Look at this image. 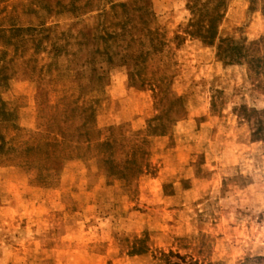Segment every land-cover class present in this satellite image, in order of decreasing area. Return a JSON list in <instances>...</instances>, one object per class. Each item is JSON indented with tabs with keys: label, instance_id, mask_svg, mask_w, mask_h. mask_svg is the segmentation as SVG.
I'll return each instance as SVG.
<instances>
[{
	"label": "rangeland",
	"instance_id": "obj_1",
	"mask_svg": "<svg viewBox=\"0 0 264 264\" xmlns=\"http://www.w3.org/2000/svg\"><path fill=\"white\" fill-rule=\"evenodd\" d=\"M259 120L264 0H0V264H264Z\"/></svg>",
	"mask_w": 264,
	"mask_h": 264
},
{
	"label": "trees",
	"instance_id": "obj_2",
	"mask_svg": "<svg viewBox=\"0 0 264 264\" xmlns=\"http://www.w3.org/2000/svg\"><path fill=\"white\" fill-rule=\"evenodd\" d=\"M121 5H123L124 3H120ZM264 121L259 120L257 125H256V129L254 131V134L256 136V138H264ZM184 259L181 258L179 262H170L167 261L166 264H184Z\"/></svg>",
	"mask_w": 264,
	"mask_h": 264
}]
</instances>
